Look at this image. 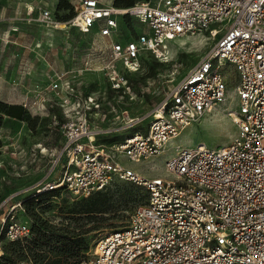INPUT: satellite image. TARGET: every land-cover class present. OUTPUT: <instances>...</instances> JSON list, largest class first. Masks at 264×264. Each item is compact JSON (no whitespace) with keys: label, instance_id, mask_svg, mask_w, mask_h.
<instances>
[{"label":"built area","instance_id":"obj_1","mask_svg":"<svg viewBox=\"0 0 264 264\" xmlns=\"http://www.w3.org/2000/svg\"><path fill=\"white\" fill-rule=\"evenodd\" d=\"M68 1L73 7L69 22L102 41L87 43L84 68L104 73L121 97L129 96L134 85L117 70L118 63L135 70L146 55L165 60L170 40L206 29L215 38L148 109L118 110V126L92 121L91 116H105L99 100L91 93L77 94L65 73H54L33 88L29 108L46 110L50 92L66 95L57 103L62 112L56 118L60 140L53 159V167L62 161L64 169L51 187L88 196L119 180L146 191L127 223L100 238L81 264H264V0H137L130 6ZM125 15L143 26L132 37L118 38ZM24 20L48 27L66 22H56L42 6L36 14L27 6L18 18ZM214 23L220 26L211 28ZM226 65L238 79L237 132L228 143L217 148L177 144L164 161V174L150 178L118 161L119 155L135 161L157 156L182 127L223 103ZM148 118L145 133L126 132ZM119 132H124L121 139L114 137ZM24 192L0 198V255L3 239L24 241L31 235L20 217Z\"/></svg>","mask_w":264,"mask_h":264},{"label":"rangeland","instance_id":"obj_2","mask_svg":"<svg viewBox=\"0 0 264 264\" xmlns=\"http://www.w3.org/2000/svg\"><path fill=\"white\" fill-rule=\"evenodd\" d=\"M59 1L0 0V101L21 105L24 109L22 119L4 115L0 126V198L26 190L21 195L27 198V204L34 201V214L24 208L20 217L30 227L39 220H46L50 225L83 237V262L91 257L100 238L127 223L134 208L145 201L146 191L142 186L114 180L103 190L105 195L102 197V208L90 211L83 197L88 199L91 194L79 196L64 187H51L64 169L62 161L53 167V159L55 146L58 147L60 140L56 118L61 115L62 109L57 103L60 96L66 95L61 91L58 95L48 93L49 105H45L48 111L39 107L29 108L26 103L32 101L35 95L33 88L43 83L42 80H49L54 73H65L64 79L70 80L77 94L91 93L99 100L100 113L104 112L105 116L101 113L91 116V120L99 125L118 126V110L139 112L148 109L168 86L197 63L215 38L209 36L207 29L195 36L175 38L167 42L165 60H155L146 55L135 70H129L118 63L117 70L123 71L134 85L129 96L121 97L104 73L84 68L87 41L91 38L97 39L96 42L100 44L102 41L96 34H84L73 26L69 22L73 15L72 5L68 0H61L65 6L58 8ZM25 2L38 7L46 6L52 18L56 22L66 21L65 25L48 27L38 21L26 20V24L16 23L19 18L16 16H20ZM142 26L136 17L125 15L119 20L118 38L134 36L141 31ZM219 26V23H214L210 27ZM222 71L227 81L228 94L223 103L182 127L179 134L157 156L135 161L119 155L118 161L150 178L164 174V161L173 154L177 144L181 148L196 147L201 143L208 148H217L228 143L237 132V124L230 113L238 109L234 90L238 79L232 67L226 65ZM104 119L106 121L102 124ZM149 121L150 118L126 132L145 133ZM123 134L115 133L114 137L121 139Z\"/></svg>","mask_w":264,"mask_h":264},{"label":"trees","instance_id":"obj_3","mask_svg":"<svg viewBox=\"0 0 264 264\" xmlns=\"http://www.w3.org/2000/svg\"><path fill=\"white\" fill-rule=\"evenodd\" d=\"M135 1L137 0H113L112 3L116 6H130ZM64 6L65 3L60 0L57 7ZM4 115L22 119L24 109L21 105L0 101V126ZM104 195L105 192L101 190L92 193L88 199L83 197L87 202L86 208L90 211L102 208ZM27 202L26 200L24 203L25 210L34 214V201ZM84 244V238L76 233L50 225L46 220H39L31 227L30 237L24 241L3 239L0 264H81L84 259Z\"/></svg>","mask_w":264,"mask_h":264},{"label":"crops","instance_id":"obj_4","mask_svg":"<svg viewBox=\"0 0 264 264\" xmlns=\"http://www.w3.org/2000/svg\"><path fill=\"white\" fill-rule=\"evenodd\" d=\"M102 1H104V2H106V3H112V2H107L106 0H102ZM27 6H33V7H34V14L37 13V8H38L37 5H34V4H30V3L25 2V3L23 4V6H22V10H21L20 13H19L21 17L25 16V11H26V7H27ZM44 7H46V6H44ZM46 8H47V7H46ZM20 16H16V17H20ZM62 22H65V21H62ZM16 23L26 24L27 22H26V21L19 22V21L17 20ZM61 25H65V24H61ZM61 25H59V26H61ZM60 30H61V29H60ZM115 38H116V37H115ZM90 40H92V38L89 39V40L87 41V43H88ZM42 81H43V83H47V82H48L47 79H46V80H42Z\"/></svg>","mask_w":264,"mask_h":264},{"label":"bare ground","instance_id":"obj_5","mask_svg":"<svg viewBox=\"0 0 264 264\" xmlns=\"http://www.w3.org/2000/svg\"><path fill=\"white\" fill-rule=\"evenodd\" d=\"M62 26V25H61ZM230 114H233V117H235V112H231ZM201 145H204L203 143H201Z\"/></svg>","mask_w":264,"mask_h":264}]
</instances>
